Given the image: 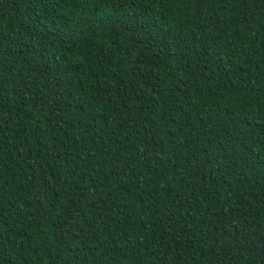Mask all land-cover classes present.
I'll return each mask as SVG.
<instances>
[{
    "label": "trees",
    "instance_id": "1",
    "mask_svg": "<svg viewBox=\"0 0 264 264\" xmlns=\"http://www.w3.org/2000/svg\"><path fill=\"white\" fill-rule=\"evenodd\" d=\"M0 264H264V0H0Z\"/></svg>",
    "mask_w": 264,
    "mask_h": 264
}]
</instances>
